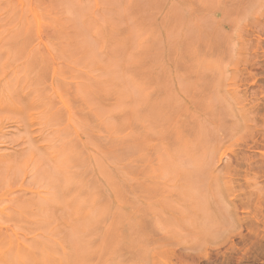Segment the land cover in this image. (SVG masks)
<instances>
[{"label": "rangeland", "instance_id": "rangeland-1", "mask_svg": "<svg viewBox=\"0 0 264 264\" xmlns=\"http://www.w3.org/2000/svg\"><path fill=\"white\" fill-rule=\"evenodd\" d=\"M0 264H264V0H0Z\"/></svg>", "mask_w": 264, "mask_h": 264}]
</instances>
